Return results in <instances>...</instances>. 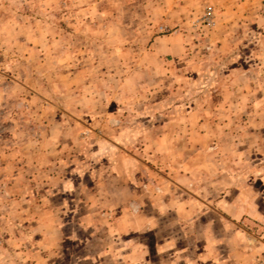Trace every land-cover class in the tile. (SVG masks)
<instances>
[{
  "label": "rangeland",
  "instance_id": "rangeland-1",
  "mask_svg": "<svg viewBox=\"0 0 264 264\" xmlns=\"http://www.w3.org/2000/svg\"><path fill=\"white\" fill-rule=\"evenodd\" d=\"M263 245L264 0H0V264Z\"/></svg>",
  "mask_w": 264,
  "mask_h": 264
},
{
  "label": "built area",
  "instance_id": "built-area-1",
  "mask_svg": "<svg viewBox=\"0 0 264 264\" xmlns=\"http://www.w3.org/2000/svg\"><path fill=\"white\" fill-rule=\"evenodd\" d=\"M251 264H264V245L263 247L259 250Z\"/></svg>",
  "mask_w": 264,
  "mask_h": 264
}]
</instances>
